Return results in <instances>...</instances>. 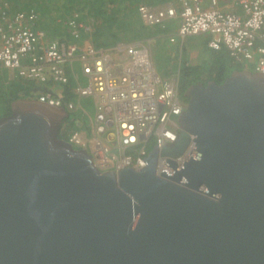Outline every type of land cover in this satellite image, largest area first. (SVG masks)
I'll return each instance as SVG.
<instances>
[{"label": "water", "instance_id": "95a60500", "mask_svg": "<svg viewBox=\"0 0 264 264\" xmlns=\"http://www.w3.org/2000/svg\"><path fill=\"white\" fill-rule=\"evenodd\" d=\"M185 95L176 140L119 170L61 136L64 106L16 99L0 117V264H264V72Z\"/></svg>", "mask_w": 264, "mask_h": 264}, {"label": "built area", "instance_id": "2783aa9c", "mask_svg": "<svg viewBox=\"0 0 264 264\" xmlns=\"http://www.w3.org/2000/svg\"><path fill=\"white\" fill-rule=\"evenodd\" d=\"M220 2L177 0L161 7L143 4L138 11L149 26L165 27L179 18L177 35L186 38L207 33L211 49L226 51L235 61H246L249 69L264 72V0H236L239 12L225 10ZM28 19L29 15L19 12L5 20L7 26L0 21V66L42 84L63 85L71 76L76 79L73 90L77 101L66 99L63 92L43 93L38 99L64 106L70 114L78 110L88 114L90 104L83 101L92 99L93 117L85 127L79 118L74 119L77 128L67 139L89 151L101 169L143 168L147 164L144 158L156 144L162 148L167 141L176 140L179 117L188 101L176 78H163L156 70L150 40L98 47L87 34L92 25L73 17L77 41L42 45L44 33L29 26ZM170 40L175 41V36ZM166 160L160 159V170Z\"/></svg>", "mask_w": 264, "mask_h": 264}, {"label": "trees", "instance_id": "16d2710c", "mask_svg": "<svg viewBox=\"0 0 264 264\" xmlns=\"http://www.w3.org/2000/svg\"><path fill=\"white\" fill-rule=\"evenodd\" d=\"M54 1L0 0V21L7 26L5 22L6 19L13 18L19 12H25L29 15L30 19H28L26 23L34 30L44 33L42 45H46L52 41H77L72 32L71 21L73 16L71 14L67 15L62 9L58 10V12L54 10L52 6L56 5ZM171 1L173 0H65L63 7L69 5L66 10L85 11L86 14L83 15V17H85L83 21H86V23L93 27L92 32L87 34L91 37L92 42H94L96 46L107 48L119 43L144 40L150 37L152 27H161L146 25L139 14V6L145 4L156 7ZM56 2L58 1L56 0ZM79 21L80 20H78V22ZM158 31L160 32V29H158ZM182 39L185 40L184 37H182ZM181 50H185L184 43L181 44ZM212 53L216 56L217 60L215 71L213 70L208 74L201 64H190L186 66L179 75H173L178 80L179 91L183 96L192 84L198 82L208 84L211 80L223 83L234 71L249 68L246 61H235L226 51L218 52L213 50ZM76 72L81 75L79 68ZM36 82L37 81L28 80L18 75L10 79L7 87L5 85L3 87L5 93L2 94L0 91L6 104L4 114L0 115V117L12 113V103L16 99L29 95L37 96L48 92L41 90L38 84L39 82ZM76 82V79L71 76L70 82L62 85V92L66 99L77 101L78 98L73 90ZM47 84L53 86V88L55 87V83L52 81ZM185 97L189 100V97ZM80 115L81 110H78L75 113H71L67 118L60 133L63 138L67 139L70 132L77 128L74 119L76 116ZM150 143L152 144L149 148L152 147L153 141Z\"/></svg>", "mask_w": 264, "mask_h": 264}, {"label": "rangeland", "instance_id": "374dc122", "mask_svg": "<svg viewBox=\"0 0 264 264\" xmlns=\"http://www.w3.org/2000/svg\"><path fill=\"white\" fill-rule=\"evenodd\" d=\"M57 1L58 2H56V0L54 1L56 5H52L54 7V10H56L57 12L58 10L62 9V11H64L67 15L71 14L74 19H85V17H83V15L86 14L85 11L66 10L69 5L63 7V3L65 2V0ZM179 23L180 19L177 18L168 21L165 28H151V52L154 65L158 73H160L163 78H169L173 75H179L181 71L190 64H201L205 68V72L208 74L213 70L215 71L217 60L216 56L212 53L213 50L207 45L209 34L201 33L198 35H192L184 38L185 40H183L181 36L177 35V32L179 30ZM158 29H160V32L158 31ZM171 35L175 36L176 41L170 40ZM80 38L85 39L86 35H81ZM146 40L148 39H144L142 41ZM182 43L185 44L184 51L181 50ZM5 75L7 77L9 76V71L7 70V68L0 69V91L2 92V94L5 93L3 88ZM173 77L176 78L175 76ZM54 89L56 93H59L63 91V86L57 85L54 87ZM85 102L90 104L89 111L90 114H93L92 99H86ZM5 107V100L0 94V115L4 114ZM82 120L83 122L89 121L90 115L86 114L85 116H82ZM94 149V144H91L90 150L94 151Z\"/></svg>", "mask_w": 264, "mask_h": 264}, {"label": "crops", "instance_id": "0c3cea01", "mask_svg": "<svg viewBox=\"0 0 264 264\" xmlns=\"http://www.w3.org/2000/svg\"><path fill=\"white\" fill-rule=\"evenodd\" d=\"M171 2H177V0H173V1H171ZM236 0H221V2H220V6L222 7V8H224L225 10H234V11H236V12H239L240 10H241V8H240V6L239 5H236ZM168 3H170V2H167V3H164V4H162V5H159V6H157V7H161V6H163V5H166V4H168ZM180 24V23H179ZM161 28H165V27H163V26H160ZM173 34H176V33H173ZM146 39H148V40H150V42H151V38L150 37H148V38H146ZM4 67L3 66H0V69H3ZM6 69V68H5ZM8 71H9V76L7 77L6 75H5V77H4V85L7 87V85L9 84V82H10V79H13V78H15L16 77V75H17V73H16V71H14V70H10V69H7ZM36 83H38V82H36ZM39 85H40V88H41V90H44V91H48V92H52V93H54V94H60V93H62V92H59V93H56L55 92V89L53 88V86H49L48 84L46 85V84H42V83H38ZM55 86H57L56 84H55ZM51 89V90H50ZM45 93H47V92H45ZM38 96L39 95H37V96H34V95H29V96H25L26 98H35V99H38ZM25 97H22V98H25ZM20 99V98H19ZM78 100V99H77ZM14 102V101H13ZM87 114V113H86ZM86 114H84L83 112H81V115L80 116H76V118L75 119H80L81 120V127H85V125H87V123H88V121H84L83 122V120H82V116H85ZM88 114L90 115V117L92 118L93 117V114H90V111L88 110ZM70 116V115H69Z\"/></svg>", "mask_w": 264, "mask_h": 264}, {"label": "flooded vegetation", "instance_id": "af4514ba", "mask_svg": "<svg viewBox=\"0 0 264 264\" xmlns=\"http://www.w3.org/2000/svg\"><path fill=\"white\" fill-rule=\"evenodd\" d=\"M186 95L184 94V97H185ZM186 98V97H185Z\"/></svg>", "mask_w": 264, "mask_h": 264}, {"label": "bare ground", "instance_id": "6f19581e", "mask_svg": "<svg viewBox=\"0 0 264 264\" xmlns=\"http://www.w3.org/2000/svg\"><path fill=\"white\" fill-rule=\"evenodd\" d=\"M187 101H189L188 99H186Z\"/></svg>", "mask_w": 264, "mask_h": 264}]
</instances>
